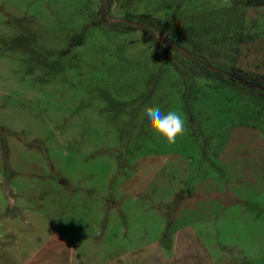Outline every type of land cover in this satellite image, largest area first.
<instances>
[{
	"label": "rangeland",
	"instance_id": "rangeland-1",
	"mask_svg": "<svg viewBox=\"0 0 264 264\" xmlns=\"http://www.w3.org/2000/svg\"><path fill=\"white\" fill-rule=\"evenodd\" d=\"M194 63L264 75V7L0 0V179L35 233L107 261L191 231L219 236L223 264H264V98ZM146 106L182 113L185 135L158 139Z\"/></svg>",
	"mask_w": 264,
	"mask_h": 264
},
{
	"label": "crops",
	"instance_id": "crops-1",
	"mask_svg": "<svg viewBox=\"0 0 264 264\" xmlns=\"http://www.w3.org/2000/svg\"><path fill=\"white\" fill-rule=\"evenodd\" d=\"M1 179L0 264H219L220 262L223 264L226 262L222 251L218 249L220 246L219 236L217 243L210 246L205 240L194 241L191 231H179L170 239L167 232L162 237L164 240L161 243L165 244L163 247L138 246L122 253V255L111 254V259L107 261H99L94 251H91V256L87 255V257L55 232V228L50 222L45 224L44 227L47 230L44 231V234L40 231L35 233L37 227L42 224L39 223L42 217L24 215L26 209L19 208L17 201L14 202L12 198V193L8 194L6 189L2 188ZM168 205L161 203L159 211L163 214ZM19 220H25L30 231V237L26 242L21 243L26 247L22 248H19L18 244ZM207 233L210 234V232ZM216 233L221 234L219 230H216ZM22 237L24 236L22 235Z\"/></svg>",
	"mask_w": 264,
	"mask_h": 264
},
{
	"label": "trees",
	"instance_id": "trees-1",
	"mask_svg": "<svg viewBox=\"0 0 264 264\" xmlns=\"http://www.w3.org/2000/svg\"><path fill=\"white\" fill-rule=\"evenodd\" d=\"M232 1L236 5H243L246 7H254V8L264 7V0H232ZM142 23H146V22L142 21ZM148 36L150 39L155 40L158 43H161V39H155L154 34H148ZM82 41H83V36L77 41L76 39L73 40L71 46L81 45ZM166 53H168L169 55V52ZM196 65H198V63ZM198 66H200L205 71L208 70L209 73H212L218 77L221 76L225 77L226 78L225 80L231 84L238 85L240 87L252 91V93L256 95L258 98H264V75L251 74L239 68H233L227 73L222 74L221 72L213 71L212 68H208L205 66L202 67L201 65ZM175 70L181 73V75H184L182 68L178 64H175Z\"/></svg>",
	"mask_w": 264,
	"mask_h": 264
},
{
	"label": "clouds",
	"instance_id": "clouds-1",
	"mask_svg": "<svg viewBox=\"0 0 264 264\" xmlns=\"http://www.w3.org/2000/svg\"><path fill=\"white\" fill-rule=\"evenodd\" d=\"M144 114L150 122L148 131L168 145H175L186 133L185 119L177 110L165 112L160 106H146Z\"/></svg>",
	"mask_w": 264,
	"mask_h": 264
},
{
	"label": "water",
	"instance_id": "water-1",
	"mask_svg": "<svg viewBox=\"0 0 264 264\" xmlns=\"http://www.w3.org/2000/svg\"><path fill=\"white\" fill-rule=\"evenodd\" d=\"M108 0H104V3L107 4ZM139 27L145 29V27L141 26V25H138ZM169 45L172 47V48H175L179 51L180 54H182L183 56L189 58V59H193V57L187 52L185 51L183 48H181L180 46H177L175 43H169Z\"/></svg>",
	"mask_w": 264,
	"mask_h": 264
},
{
	"label": "flooded vegetation",
	"instance_id": "flooded-vegetation-1",
	"mask_svg": "<svg viewBox=\"0 0 264 264\" xmlns=\"http://www.w3.org/2000/svg\"><path fill=\"white\" fill-rule=\"evenodd\" d=\"M143 29V28H142ZM145 32H147L148 34H150V30H148L147 28L143 29ZM168 45L169 43H172V42H166ZM172 48V47H171ZM175 49V48H174ZM177 50V49H176Z\"/></svg>",
	"mask_w": 264,
	"mask_h": 264
}]
</instances>
